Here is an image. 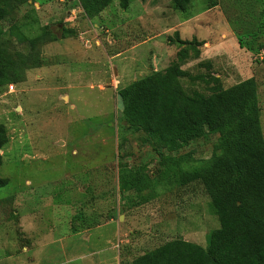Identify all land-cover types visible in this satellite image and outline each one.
Here are the masks:
<instances>
[{
	"label": "rangeland",
	"instance_id": "obj_1",
	"mask_svg": "<svg viewBox=\"0 0 264 264\" xmlns=\"http://www.w3.org/2000/svg\"><path fill=\"white\" fill-rule=\"evenodd\" d=\"M1 11L10 83L0 85V264L130 263L176 239L204 248L218 222L200 183L157 187L144 204L119 192L118 163L145 165L149 178L159 167L121 119L122 91L169 67L186 74L177 78L186 96L252 78L264 140V0H189L181 11L170 0L126 9L113 0L90 19L77 0H0ZM32 18L20 31L50 34L30 49L8 28ZM61 27L70 32L61 37ZM215 139L169 155L207 158Z\"/></svg>",
	"mask_w": 264,
	"mask_h": 264
},
{
	"label": "trees",
	"instance_id": "obj_2",
	"mask_svg": "<svg viewBox=\"0 0 264 264\" xmlns=\"http://www.w3.org/2000/svg\"><path fill=\"white\" fill-rule=\"evenodd\" d=\"M112 1L77 0V4L90 19ZM116 1L121 9L129 4V0ZM170 1L178 11L189 2ZM35 24L37 20L32 18L20 26L12 25L8 35L31 49L40 37L50 34L47 26L39 27V34L29 38L20 31ZM60 31L61 37L70 32L62 27ZM191 43L200 45L195 40ZM176 55L181 60L187 57L181 49ZM182 76H186L183 71L169 67L123 88L121 119L143 133L140 141L156 153L159 167L149 178L145 165L132 168L118 163L117 185L121 194L132 192L137 203L144 204L155 196L157 187L200 183L218 228L206 235L204 248L176 239L122 264H264V140L255 82L248 78L207 97L186 96L177 80ZM203 77L192 79L207 83L208 78ZM5 79L0 69V85L10 83ZM210 136L216 139L207 158L195 159L191 152L169 155ZM162 152L168 155L164 157ZM5 184L6 180H0V187Z\"/></svg>",
	"mask_w": 264,
	"mask_h": 264
},
{
	"label": "built area",
	"instance_id": "obj_3",
	"mask_svg": "<svg viewBox=\"0 0 264 264\" xmlns=\"http://www.w3.org/2000/svg\"><path fill=\"white\" fill-rule=\"evenodd\" d=\"M9 89L11 90V89H12V87L10 86V87H9Z\"/></svg>",
	"mask_w": 264,
	"mask_h": 264
}]
</instances>
